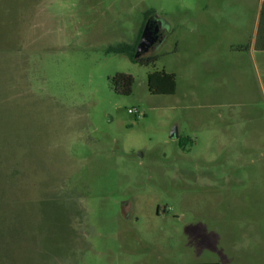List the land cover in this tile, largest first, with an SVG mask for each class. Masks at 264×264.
<instances>
[{
    "label": "rangeland",
    "instance_id": "obj_1",
    "mask_svg": "<svg viewBox=\"0 0 264 264\" xmlns=\"http://www.w3.org/2000/svg\"><path fill=\"white\" fill-rule=\"evenodd\" d=\"M213 2L0 0V264H264L255 0ZM151 18L154 64L108 52Z\"/></svg>",
    "mask_w": 264,
    "mask_h": 264
},
{
    "label": "trees",
    "instance_id": "obj_2",
    "mask_svg": "<svg viewBox=\"0 0 264 264\" xmlns=\"http://www.w3.org/2000/svg\"><path fill=\"white\" fill-rule=\"evenodd\" d=\"M146 19L151 16V12L147 11L145 13ZM143 29V27H142ZM142 29L136 39L132 44H118L116 46L110 47L108 52L115 54H125L132 63H137L140 65L148 66L154 64L158 56L155 54L144 55L140 58H135V49L139 41ZM256 48L259 51H264V42H259L256 44ZM134 83V78L128 74H116L111 79V84L115 92L121 95H130L132 86ZM147 88L148 91L153 95H173L176 91V80L175 75L166 72H153L147 76ZM205 264H217V263H205Z\"/></svg>",
    "mask_w": 264,
    "mask_h": 264
},
{
    "label": "crops",
    "instance_id": "obj_3",
    "mask_svg": "<svg viewBox=\"0 0 264 264\" xmlns=\"http://www.w3.org/2000/svg\"><path fill=\"white\" fill-rule=\"evenodd\" d=\"M204 6L203 8L200 10L204 15L207 16H215L217 15V9H216V3H214V0H204ZM188 9V8H186ZM189 12L190 9H188ZM239 14H241V11L239 12ZM203 23H204V19H203ZM251 44L254 45V47L256 48V44L259 42H264V0H255V8H254V19H253V23H252V29H251ZM238 47H242L241 45ZM259 50L256 48L254 50H252L251 52V58L253 59V61H255V58L259 55L262 54V56H260V58L262 59V63L264 64V57L262 52H258ZM247 126L244 125V135H249L250 138L252 137H256L257 135V128L256 125H254L252 127L251 122L250 121H246ZM241 135V134H239Z\"/></svg>",
    "mask_w": 264,
    "mask_h": 264
},
{
    "label": "water",
    "instance_id": "obj_4",
    "mask_svg": "<svg viewBox=\"0 0 264 264\" xmlns=\"http://www.w3.org/2000/svg\"><path fill=\"white\" fill-rule=\"evenodd\" d=\"M156 23L155 19L151 18L148 20L142 29L139 41L135 49V58H140L144 56L150 49L154 42L157 40V33L159 31L158 25L153 27V24ZM162 41H160L161 43ZM172 139L178 138L177 130L173 129L170 134Z\"/></svg>",
    "mask_w": 264,
    "mask_h": 264
},
{
    "label": "flooded vegetation",
    "instance_id": "obj_5",
    "mask_svg": "<svg viewBox=\"0 0 264 264\" xmlns=\"http://www.w3.org/2000/svg\"><path fill=\"white\" fill-rule=\"evenodd\" d=\"M156 25H158V27H159V31L157 33L158 36H157V40L154 42V44L151 46V48H153L154 46L159 44L160 41H162L164 39V36H165V30H164L162 23L156 22L153 24V27H155Z\"/></svg>",
    "mask_w": 264,
    "mask_h": 264
},
{
    "label": "built area",
    "instance_id": "obj_6",
    "mask_svg": "<svg viewBox=\"0 0 264 264\" xmlns=\"http://www.w3.org/2000/svg\"><path fill=\"white\" fill-rule=\"evenodd\" d=\"M129 113H136V110H128Z\"/></svg>",
    "mask_w": 264,
    "mask_h": 264
}]
</instances>
